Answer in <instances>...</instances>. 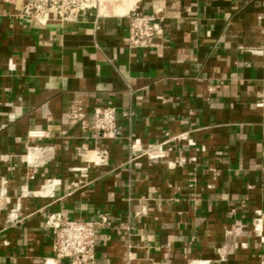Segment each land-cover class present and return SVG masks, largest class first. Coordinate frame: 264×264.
I'll return each mask as SVG.
<instances>
[{
  "label": "crops",
  "instance_id": "0c3cea01",
  "mask_svg": "<svg viewBox=\"0 0 264 264\" xmlns=\"http://www.w3.org/2000/svg\"><path fill=\"white\" fill-rule=\"evenodd\" d=\"M26 3L0 0V264H69L52 213L109 214L94 264H264V0H103L46 24ZM134 9L162 19L152 47L129 45Z\"/></svg>",
  "mask_w": 264,
  "mask_h": 264
},
{
  "label": "built area",
  "instance_id": "2783aa9c",
  "mask_svg": "<svg viewBox=\"0 0 264 264\" xmlns=\"http://www.w3.org/2000/svg\"><path fill=\"white\" fill-rule=\"evenodd\" d=\"M103 0H27L23 13L46 24L52 15L63 20H77L91 10H100ZM129 45L149 48L163 34L162 19L134 9L128 14ZM117 126V110L110 103L95 109V129L103 135H112ZM164 146H159L152 157H163ZM53 231L52 249L57 259L68 258L69 264H94L97 229L110 224L108 213L95 219L70 218L52 213L47 220ZM46 264H49L46 262Z\"/></svg>",
  "mask_w": 264,
  "mask_h": 264
}]
</instances>
